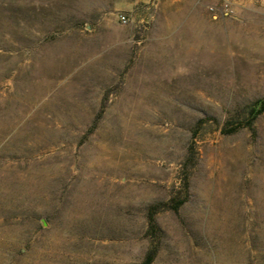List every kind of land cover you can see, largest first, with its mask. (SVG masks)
<instances>
[{
	"label": "rangeland",
	"instance_id": "obj_1",
	"mask_svg": "<svg viewBox=\"0 0 264 264\" xmlns=\"http://www.w3.org/2000/svg\"><path fill=\"white\" fill-rule=\"evenodd\" d=\"M263 98L264 0H0V264H264Z\"/></svg>",
	"mask_w": 264,
	"mask_h": 264
},
{
	"label": "trees",
	"instance_id": "obj_2",
	"mask_svg": "<svg viewBox=\"0 0 264 264\" xmlns=\"http://www.w3.org/2000/svg\"><path fill=\"white\" fill-rule=\"evenodd\" d=\"M264 112V98L256 101L252 105H250L247 109V120L244 123H234L230 124L229 127L225 130L226 133H234L238 131L240 128L243 127H249L252 128L253 121ZM183 204V200L178 199L175 200L173 203V206L170 207L173 210L177 211L180 206ZM161 206H166V205H154L149 208L148 213H147V220H148V225L151 234L153 236H156L157 231H155V215L156 213L160 210ZM157 254V249L155 247L151 248L148 253L145 256L144 261L141 264H151Z\"/></svg>",
	"mask_w": 264,
	"mask_h": 264
},
{
	"label": "built area",
	"instance_id": "obj_3",
	"mask_svg": "<svg viewBox=\"0 0 264 264\" xmlns=\"http://www.w3.org/2000/svg\"><path fill=\"white\" fill-rule=\"evenodd\" d=\"M128 19L126 18L125 15H119V22L122 24H126Z\"/></svg>",
	"mask_w": 264,
	"mask_h": 264
}]
</instances>
